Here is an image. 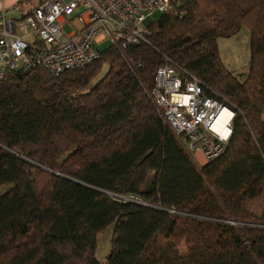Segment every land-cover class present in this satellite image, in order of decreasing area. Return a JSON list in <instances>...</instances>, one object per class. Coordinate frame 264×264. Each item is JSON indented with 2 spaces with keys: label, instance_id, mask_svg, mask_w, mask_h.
I'll return each mask as SVG.
<instances>
[{
  "label": "trees",
  "instance_id": "obj_1",
  "mask_svg": "<svg viewBox=\"0 0 264 264\" xmlns=\"http://www.w3.org/2000/svg\"><path fill=\"white\" fill-rule=\"evenodd\" d=\"M175 9L147 42L106 46L58 76L0 79V264H99L107 225L117 235L103 264H264V0ZM243 24L240 79L217 40ZM165 57L234 111L223 152L203 165L148 95Z\"/></svg>",
  "mask_w": 264,
  "mask_h": 264
},
{
  "label": "built area",
  "instance_id": "obj_2",
  "mask_svg": "<svg viewBox=\"0 0 264 264\" xmlns=\"http://www.w3.org/2000/svg\"><path fill=\"white\" fill-rule=\"evenodd\" d=\"M188 1L39 0L12 23L0 15V79L8 71L29 72L39 67L58 76L97 58L98 45L108 42L121 51L147 42L152 12L173 10L176 16L175 8ZM65 23L71 27L69 32L63 30ZM148 95L159 118L189 153L199 151L208 162L223 152L234 111L209 95L196 76L165 57ZM223 109L225 116L218 119Z\"/></svg>",
  "mask_w": 264,
  "mask_h": 264
},
{
  "label": "rangeland",
  "instance_id": "obj_3",
  "mask_svg": "<svg viewBox=\"0 0 264 264\" xmlns=\"http://www.w3.org/2000/svg\"><path fill=\"white\" fill-rule=\"evenodd\" d=\"M166 12L173 13V10H169ZM161 14L162 13L159 11H153L151 15L153 21L159 19ZM63 30L66 32H69L71 30V27L68 23L63 24ZM106 46H108V42L102 45H98L97 48L98 50H101ZM217 46L220 58L225 67L230 69L233 73L237 74L240 79H244L247 74L248 62L250 59L249 31L247 27L243 24L235 33L229 36L218 38ZM106 69V67H103L102 72L104 73ZM101 75L102 73H100L91 84L99 79ZM191 154L193 156L194 153ZM7 188H9V185H0V194H2ZM116 235L117 232L115 231L113 225H107L97 233L94 255L99 264L104 263L106 256L111 250V240Z\"/></svg>",
  "mask_w": 264,
  "mask_h": 264
},
{
  "label": "crops",
  "instance_id": "obj_4",
  "mask_svg": "<svg viewBox=\"0 0 264 264\" xmlns=\"http://www.w3.org/2000/svg\"><path fill=\"white\" fill-rule=\"evenodd\" d=\"M38 1L39 0H0V15H3L8 22L14 21L22 17L24 13L35 6ZM262 118H264V114H262ZM193 157L199 165L206 163V160L199 151H196Z\"/></svg>",
  "mask_w": 264,
  "mask_h": 264
},
{
  "label": "bare ground",
  "instance_id": "obj_5",
  "mask_svg": "<svg viewBox=\"0 0 264 264\" xmlns=\"http://www.w3.org/2000/svg\"><path fill=\"white\" fill-rule=\"evenodd\" d=\"M225 112H226V110L225 109H223L222 111H221V113H220V115H219V118L218 119H223L224 118V116H225ZM222 127V126H221ZM220 127V130L222 131V133L223 134H225V130L223 129V128H221Z\"/></svg>",
  "mask_w": 264,
  "mask_h": 264
},
{
  "label": "water",
  "instance_id": "obj_6",
  "mask_svg": "<svg viewBox=\"0 0 264 264\" xmlns=\"http://www.w3.org/2000/svg\"><path fill=\"white\" fill-rule=\"evenodd\" d=\"M10 23H12V21H10Z\"/></svg>",
  "mask_w": 264,
  "mask_h": 264
}]
</instances>
